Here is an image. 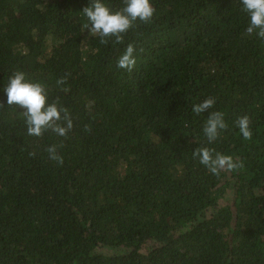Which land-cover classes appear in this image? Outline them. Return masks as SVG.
Instances as JSON below:
<instances>
[{
  "label": "trees",
  "instance_id": "1",
  "mask_svg": "<svg viewBox=\"0 0 264 264\" xmlns=\"http://www.w3.org/2000/svg\"><path fill=\"white\" fill-rule=\"evenodd\" d=\"M89 2L0 0V88L22 70L73 121L29 136L0 105V264H264V40L245 34L239 0H151V22L119 44L83 27ZM129 43L130 72L116 66ZM206 96L228 125L207 146L242 169L192 157L207 113L190 105Z\"/></svg>",
  "mask_w": 264,
  "mask_h": 264
},
{
  "label": "clouds",
  "instance_id": "2",
  "mask_svg": "<svg viewBox=\"0 0 264 264\" xmlns=\"http://www.w3.org/2000/svg\"><path fill=\"white\" fill-rule=\"evenodd\" d=\"M239 5L247 18L245 34L264 40V0H239ZM80 14L85 21L83 27L99 37L101 44H106L113 38L114 43L119 44L123 41L124 34L131 30L137 21L151 22L155 9L151 0H122V6L117 10L110 8L106 0H90ZM135 51L133 44H127L118 56L116 66L132 71L136 63ZM63 83V80L56 81L57 86ZM0 92L3 95L0 105L17 107L29 136L40 137L51 131L59 137H66L73 128L70 113L59 98L49 99L48 85L30 78L22 70H13ZM215 104V97L206 96L190 105L191 112L196 116H204L203 114L207 113L201 128L206 144L192 150V157L210 173L219 175L221 171L242 169L243 163L207 146L217 141L228 127L224 112L213 110ZM250 122L247 114L237 116L234 122L239 135L245 141L252 138ZM46 151L49 159L58 164L63 163V157L58 154L56 145L48 146Z\"/></svg>",
  "mask_w": 264,
  "mask_h": 264
}]
</instances>
